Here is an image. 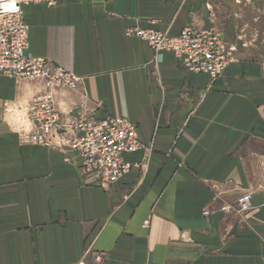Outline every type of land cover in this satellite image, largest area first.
<instances>
[{
	"label": "crops",
	"instance_id": "crops-1",
	"mask_svg": "<svg viewBox=\"0 0 264 264\" xmlns=\"http://www.w3.org/2000/svg\"><path fill=\"white\" fill-rule=\"evenodd\" d=\"M218 0H56L24 7L30 53L72 70L63 123L127 117L141 164L119 183L82 176L60 130L24 144L39 83L0 76V264H264V62L236 57L213 85L130 28H222ZM226 23V24H225ZM223 24V25H222ZM220 26V27H219ZM252 194L247 214L221 207Z\"/></svg>",
	"mask_w": 264,
	"mask_h": 264
},
{
	"label": "built area",
	"instance_id": "built-area-1",
	"mask_svg": "<svg viewBox=\"0 0 264 264\" xmlns=\"http://www.w3.org/2000/svg\"><path fill=\"white\" fill-rule=\"evenodd\" d=\"M42 2L54 5L56 0H0V76L39 83L43 87L29 107L34 129L23 134L21 140L24 144L49 146L60 130H65L69 136L68 147L80 156L82 176L99 187L109 188L133 169L141 167V164L124 160L125 155L135 153L142 146L137 127L127 117L112 116L99 119L80 115L63 123L57 95L62 89H77L78 78L64 65L30 53V27L25 22L24 7ZM126 34L143 40L156 54L173 53L183 69L204 76L210 87L223 76L233 60L224 36L214 27L187 26L174 37L142 28H130ZM251 195H241L235 203L222 206L221 211L226 214L251 212ZM104 257L97 254L94 260L103 264Z\"/></svg>",
	"mask_w": 264,
	"mask_h": 264
},
{
	"label": "rangeland",
	"instance_id": "rangeland-1",
	"mask_svg": "<svg viewBox=\"0 0 264 264\" xmlns=\"http://www.w3.org/2000/svg\"><path fill=\"white\" fill-rule=\"evenodd\" d=\"M218 1L219 19L227 21L229 26L226 42L233 59L264 62V0ZM221 29L218 30L222 34Z\"/></svg>",
	"mask_w": 264,
	"mask_h": 264
}]
</instances>
